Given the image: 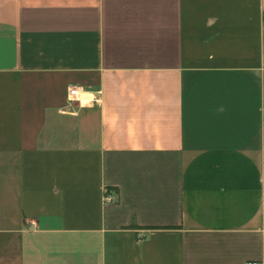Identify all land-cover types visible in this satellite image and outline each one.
<instances>
[{
    "label": "crops",
    "instance_id": "1",
    "mask_svg": "<svg viewBox=\"0 0 264 264\" xmlns=\"http://www.w3.org/2000/svg\"><path fill=\"white\" fill-rule=\"evenodd\" d=\"M248 262L264 0H0V264Z\"/></svg>",
    "mask_w": 264,
    "mask_h": 264
},
{
    "label": "built area",
    "instance_id": "2",
    "mask_svg": "<svg viewBox=\"0 0 264 264\" xmlns=\"http://www.w3.org/2000/svg\"><path fill=\"white\" fill-rule=\"evenodd\" d=\"M81 95V92L77 89H73L71 90V96L73 97H79ZM115 201V197L113 195H107L105 197V202L108 204V203H113ZM246 264H259L257 262H248Z\"/></svg>",
    "mask_w": 264,
    "mask_h": 264
}]
</instances>
